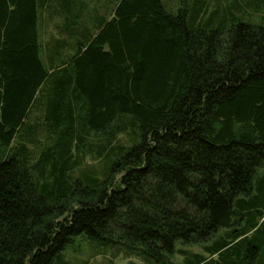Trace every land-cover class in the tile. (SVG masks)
<instances>
[{
	"label": "trees",
	"instance_id": "trees-1",
	"mask_svg": "<svg viewBox=\"0 0 264 264\" xmlns=\"http://www.w3.org/2000/svg\"><path fill=\"white\" fill-rule=\"evenodd\" d=\"M225 1L0 0V264H264V0Z\"/></svg>",
	"mask_w": 264,
	"mask_h": 264
},
{
	"label": "rangeland",
	"instance_id": "rangeland-1",
	"mask_svg": "<svg viewBox=\"0 0 264 264\" xmlns=\"http://www.w3.org/2000/svg\"><path fill=\"white\" fill-rule=\"evenodd\" d=\"M86 2L91 5L95 4L97 0H86ZM225 3V0H222ZM253 22H260L261 16L258 13L251 14ZM42 39L46 40L49 35L54 33L53 24L52 22H45L43 21L42 24ZM264 173V168L260 169L259 175ZM225 231V228H220L217 235L222 234ZM251 236V235H250ZM112 245V244H110ZM93 244L89 242L86 238H77L75 242L71 244L66 250H64V260L65 264H131L132 262L137 263L139 260L134 255H128L125 251L121 248H113L110 246V249L104 253H95L96 249L93 248ZM176 248H185L188 250H192L195 252H203V244H190L185 245L182 244L180 241L176 243ZM264 249V248H263ZM175 254H180L176 252ZM206 256H209L207 252H204ZM226 254H217L214 256V263L213 264H226L225 258ZM172 261H181L182 257H170ZM139 263V262H138Z\"/></svg>",
	"mask_w": 264,
	"mask_h": 264
}]
</instances>
